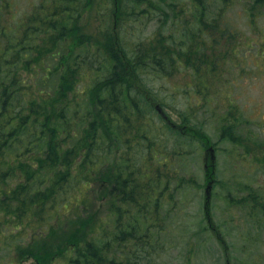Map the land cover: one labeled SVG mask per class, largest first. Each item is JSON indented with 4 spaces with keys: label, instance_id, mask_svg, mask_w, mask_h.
<instances>
[{
    "label": "trees",
    "instance_id": "16d2710c",
    "mask_svg": "<svg viewBox=\"0 0 264 264\" xmlns=\"http://www.w3.org/2000/svg\"><path fill=\"white\" fill-rule=\"evenodd\" d=\"M102 1L105 12L99 8L95 17L114 18L123 24L128 6L132 5L159 12L163 23L170 24L169 31H159L147 43L134 44L132 57L124 47L119 48L125 42L119 32L113 35L101 28L106 41L86 39L82 15ZM221 1L227 10L222 8L216 15L211 9ZM238 1L42 0L26 21L16 12L15 1L0 0V214L7 217L2 228L13 216L18 225H23L29 205L41 206L47 195L67 196L68 190L82 189L81 194L87 190L86 198L92 178H101L102 200L109 211L107 220L102 221L107 227L96 241H86L85 235L82 240L76 231L72 237L67 236L65 244L72 241L73 247L76 243L75 255L68 264H141L140 254L144 259L148 256L147 264H157L166 246L164 237L170 233L163 225L167 189L163 188V180L169 171L174 172V167L168 162V149L160 143L161 128L150 126L141 130L133 126L135 134L132 129L130 133L132 117L125 107L131 106L134 116L146 113L140 103L131 100L138 90L134 84L142 72L160 78L183 72L194 93L208 97L218 88L215 99L220 100L222 107L217 109L224 111L229 97L234 98L224 91L234 89V82L218 69L220 62L224 57H232L229 61L233 60V68L242 66L235 61L236 50L241 44L243 50L249 48L245 45L249 38L245 42V34L228 21L229 10ZM244 1L247 5L242 8L243 15L251 30V26L256 30L257 20L264 17V0ZM83 46L82 52L77 51ZM85 78L91 83L82 92L76 91ZM83 96L87 98L84 101ZM147 108L149 115L156 113L151 102ZM227 108L231 110L224 118L229 114L235 118L240 109L232 102ZM72 125L82 134L76 145L89 150H67ZM162 127L168 128L166 124ZM172 128L169 129L173 132L177 127ZM199 129L202 127L191 125L180 136L202 134ZM132 137L138 140L134 150ZM196 137L207 144L203 135ZM115 141L119 150L124 144L130 152L127 157L121 154L114 173L108 170V175L102 176L100 152L103 147L107 152L110 143L112 150ZM138 145H146L145 151L138 150ZM78 157L79 168L72 175L71 168ZM181 177L184 181L185 176ZM44 186L47 188L43 189ZM200 231L202 235L209 234L205 219ZM44 237L41 233L37 239L42 241ZM129 244H133L131 253ZM42 249L44 255L40 260L44 264H51L56 255L65 253L63 250L55 254L48 245ZM30 251V255L36 256ZM119 252L122 257H118Z\"/></svg>",
    "mask_w": 264,
    "mask_h": 264
},
{
    "label": "rangeland",
    "instance_id": "374dc122",
    "mask_svg": "<svg viewBox=\"0 0 264 264\" xmlns=\"http://www.w3.org/2000/svg\"><path fill=\"white\" fill-rule=\"evenodd\" d=\"M13 1L16 12L28 21L42 0ZM224 3L217 2L211 9L212 12L218 15L222 8L227 10ZM246 5V1L240 0L228 13V21L245 34V42L249 38L245 45H249L251 49L243 50L241 44L236 50L238 54L235 61L242 63L239 66L242 67L241 70L239 67H232L233 60L229 61L232 57H224L220 62L218 69L234 82V89L224 91L234 96L229 97V102L223 99L225 103L228 102L226 105L223 103L224 111L217 109V106L222 107L220 100L215 99L218 88L211 91L212 95L208 97L194 93L183 72H177L170 78L142 72L139 81L134 84L138 89L134 92L136 96L131 95V100L140 103L146 113L134 116L131 106L125 107V112L132 117L131 126V118L125 122L130 126V133L132 129L135 134L133 126L141 130L150 126L161 128L160 143L168 149V162L174 167V172L169 171V177L164 175L163 180V188H167L164 194L163 225L170 233L164 237L166 246L162 255L157 258V264H264V17L257 20L256 30L251 26L252 31L242 11ZM104 7V1L101 4L95 3L83 13L85 38L106 41L101 28H105L107 33L110 30L113 35L119 32L126 42H122L119 48L124 47L131 57L135 54L134 44L147 43L159 31H169L170 24L163 23L159 12L155 14L129 5L128 14L122 24L114 18L102 20L101 16L95 17L97 10H104ZM104 12L105 10L102 13ZM253 41L260 43V46L254 45ZM234 45L237 46V43L232 46ZM84 49L85 46L77 51L82 52ZM23 75L24 78H29ZM89 83L91 82L85 78L76 91L82 92ZM84 98L87 99L83 96V101ZM150 99L161 106L162 114L155 110L153 116L149 115L148 103L151 102L153 108L157 107ZM70 100L72 102V98ZM230 102L240 109L235 118L232 114L224 118L227 110H231L227 108ZM169 121L177 127L173 132L170 131L173 128ZM189 121L190 126L202 127L199 129L202 134L198 135H203L216 149V183L208 207L205 159L209 145L200 141L196 134L180 136L186 134L185 131L190 128L186 124ZM100 122L102 123V119ZM163 124L168 128H163ZM77 129L73 125L69 129L72 133L68 136L70 141L66 142L67 150L79 147L85 152L89 149L76 145L82 135ZM137 142V138L132 137L133 150ZM111 146L110 143L107 152L103 147L104 152L108 153L106 156L103 150L100 152L103 162L99 165L102 167V176H107L109 171L114 173L115 167L121 161V154H126L127 157L130 152L124 144L119 150L116 141L114 149L111 150ZM141 149L145 151L146 145H138V150ZM80 159L78 157L72 165V175L76 174L79 168L76 164H79ZM4 171L8 173L7 170ZM181 174L185 176L184 181ZM100 180L101 178L97 181L92 178L90 194L86 198L87 190L81 194L82 189H73L68 190L67 196L47 195L41 206L29 205L23 225H18V219L10 216V223L2 228L7 217L1 213L0 264H44L40 259L44 255L42 248L45 245L50 246V251L55 254L65 251L59 256L56 255L51 264H68L75 255L76 243L73 247L72 241L67 243L69 246L65 244L67 236L72 237L76 231L78 238L82 239L85 235L86 241L98 240L102 230L107 227L102 220H107L106 214L109 212L102 200L103 186ZM13 186L16 184L13 183ZM46 188L47 186L43 187ZM207 210L210 217L206 216ZM204 219L209 230L208 235H202L200 231V224ZM208 219L211 220L214 231L210 228ZM41 233L45 235L42 241L37 239ZM128 246L131 253L133 244ZM20 248H23L21 252ZM30 250L36 256L30 255ZM122 256L119 252L118 257ZM140 256L141 264H147L148 256L145 259L144 255Z\"/></svg>",
    "mask_w": 264,
    "mask_h": 264
},
{
    "label": "water",
    "instance_id": "95a60500",
    "mask_svg": "<svg viewBox=\"0 0 264 264\" xmlns=\"http://www.w3.org/2000/svg\"><path fill=\"white\" fill-rule=\"evenodd\" d=\"M206 154L210 156L211 161H212V163L214 164V162H215V154H214V150H213V148H209V149L207 150V153H206ZM205 168L207 169V166H206ZM211 190H212V183H210V184L208 185L207 190H206L207 201L210 200V197H211Z\"/></svg>",
    "mask_w": 264,
    "mask_h": 264
}]
</instances>
